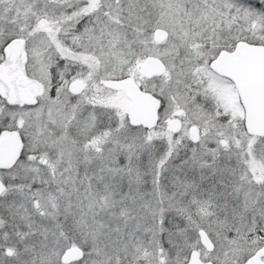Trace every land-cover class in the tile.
<instances>
[{"label": "snow or ice", "instance_id": "6c2138e0", "mask_svg": "<svg viewBox=\"0 0 264 264\" xmlns=\"http://www.w3.org/2000/svg\"><path fill=\"white\" fill-rule=\"evenodd\" d=\"M0 264H264V0H0Z\"/></svg>", "mask_w": 264, "mask_h": 264}]
</instances>
